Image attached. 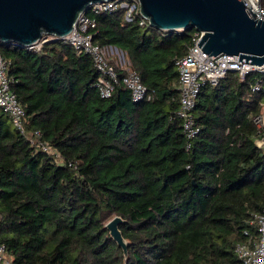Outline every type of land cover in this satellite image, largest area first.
Instances as JSON below:
<instances>
[{"label": "trees", "instance_id": "1", "mask_svg": "<svg viewBox=\"0 0 264 264\" xmlns=\"http://www.w3.org/2000/svg\"><path fill=\"white\" fill-rule=\"evenodd\" d=\"M86 15L91 41L124 51L150 99L132 101L120 81L98 95L86 53L48 40L38 50L0 41L9 87L31 145L0 108V242L11 264H231L234 244L258 237L264 210V74L226 71L198 88V131L186 148L176 116L174 59L194 27L162 30L123 18V8ZM260 78L257 91L250 90ZM117 228L126 255L104 223Z\"/></svg>", "mask_w": 264, "mask_h": 264}, {"label": "built area", "instance_id": "2", "mask_svg": "<svg viewBox=\"0 0 264 264\" xmlns=\"http://www.w3.org/2000/svg\"><path fill=\"white\" fill-rule=\"evenodd\" d=\"M258 18L264 19V0H241ZM116 8H123V18L131 21L137 17V23L147 24L146 19L141 15L138 7V0H100L90 3L87 9L81 11L74 22L72 28L64 35H54L52 33L42 34L38 39L25 45L27 49L38 50L48 40H60L72 45L76 53H86L92 60L93 67L97 72L95 86L98 95L107 97L114 89L118 78L127 88L132 101L138 99H150V94L145 92V87L141 83L140 76L128 66V59L120 48L113 45H101L91 41L90 28L94 25V20L86 15V11L98 13L102 11H114ZM199 31H194L191 37L192 43L188 46L183 55L174 59L178 75V107L176 116L180 118V126L185 139L186 148L189 147V140L198 131L191 113L194 98L198 93V88L204 81L215 84L222 78L226 71H233L239 77H243L251 71H258L264 74V62L261 64H250L237 61L238 57L225 53L215 55L207 54L197 46ZM115 56V57H113ZM6 63L0 60V108L8 115L12 126L25 136L28 142L42 150L53 152L46 143L39 140V131L33 129L28 133L23 125V110L17 101L14 93L9 87V80L5 75ZM120 76L118 77V73ZM260 86V78L250 84L251 91H257ZM251 120L257 128L264 127V105L261 111L253 115ZM258 146L264 151V139L262 137L255 140ZM251 221H254L259 232L255 239H247L234 244V252L237 261L231 264H264V210L260 214H254ZM0 264H11L10 256L6 253L4 245L0 242Z\"/></svg>", "mask_w": 264, "mask_h": 264}, {"label": "water", "instance_id": "3", "mask_svg": "<svg viewBox=\"0 0 264 264\" xmlns=\"http://www.w3.org/2000/svg\"><path fill=\"white\" fill-rule=\"evenodd\" d=\"M100 0H0V41L27 45L42 34L64 35L77 15ZM149 26L162 30L194 27L200 32L197 46L207 54L225 53L250 64L264 62V19L241 0H138ZM113 215L104 226L126 255L127 241Z\"/></svg>", "mask_w": 264, "mask_h": 264}, {"label": "rangeland", "instance_id": "4", "mask_svg": "<svg viewBox=\"0 0 264 264\" xmlns=\"http://www.w3.org/2000/svg\"><path fill=\"white\" fill-rule=\"evenodd\" d=\"M113 57H115V56H113Z\"/></svg>", "mask_w": 264, "mask_h": 264}]
</instances>
